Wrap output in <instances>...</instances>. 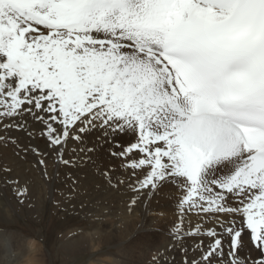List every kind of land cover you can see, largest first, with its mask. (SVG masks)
I'll list each match as a JSON object with an SVG mask.
<instances>
[{
  "label": "snow or ice",
  "instance_id": "1",
  "mask_svg": "<svg viewBox=\"0 0 264 264\" xmlns=\"http://www.w3.org/2000/svg\"><path fill=\"white\" fill-rule=\"evenodd\" d=\"M0 145L171 213L148 264H264V0H0Z\"/></svg>",
  "mask_w": 264,
  "mask_h": 264
},
{
  "label": "rangeland",
  "instance_id": "2",
  "mask_svg": "<svg viewBox=\"0 0 264 264\" xmlns=\"http://www.w3.org/2000/svg\"><path fill=\"white\" fill-rule=\"evenodd\" d=\"M17 152L0 145V264H30V251L19 240L38 242L36 264H148L150 249L167 243L166 231L154 228L160 235L153 234L155 216L150 218L145 205L129 210L131 193L126 189L115 191L95 175L63 167L50 179L51 161L42 166L31 153ZM73 174L79 177L78 186L72 183ZM8 177L25 191L23 205L5 186ZM173 219L160 225L169 226ZM104 220L115 227H109V233L117 231L113 238L102 231Z\"/></svg>",
  "mask_w": 264,
  "mask_h": 264
},
{
  "label": "bare ground",
  "instance_id": "3",
  "mask_svg": "<svg viewBox=\"0 0 264 264\" xmlns=\"http://www.w3.org/2000/svg\"><path fill=\"white\" fill-rule=\"evenodd\" d=\"M4 151V150H3ZM2 152V151H1ZM8 153V152H7ZM9 154V153H8ZM112 204V203H111ZM159 207V205H157V203L156 202H153L152 204H151V208L153 209V211L152 212H148L149 214H153V215H150L151 217L150 218H152L153 216H155L153 219H152V223H153V234L154 235H156V236H159L160 234H157L156 232H155V230H154V228L157 230V231H159V230H164V231H166V234H164V235H166L167 236V231H168V229H169V227H170V225L169 226H166V227H162L160 224H161V222H164V221H167V219H170L171 218V216L174 218V216L171 214V213H169L168 215H163V216H161V215H157L156 214V212H155V210L157 209ZM105 217H109V216H105ZM108 220V219H107ZM107 220H104L106 223H103V225H102V231L103 232H105L106 233V235L107 236H109V237H114V235L116 234V230H113V233L111 234V233H109V227L110 228H113V229H115V227H112V226H109L108 224H107ZM165 223V222H164ZM166 224V223H165ZM152 225V224H151ZM120 229V228H119ZM118 229V230H119ZM121 232V231H120ZM136 233H137V231H136ZM146 233V232H145ZM144 233V234H145ZM7 233H5V234H3V236H5ZM120 234V233H119ZM17 235V234H16ZM132 235H136L135 234V232H133L132 233ZM9 236L11 237L12 235L11 234H9ZM0 237H1V235H0ZM5 238H7V237H5ZM19 238V237H18ZM117 238V237H116ZM8 239V238H7ZM22 239H24L23 237H22ZM6 240V239H5ZM20 242H19V244H21L20 246H22L23 247V245H24V247H27L28 249H29V254H28V259H27V263H30V264H36V261H34V256H36V255H38L39 253H40V251H41V247H40V245H38V244H36V243H33V240H30L31 241V243L30 242H28V241H22V240H19ZM164 241V240H163ZM8 243V242H7ZM11 243V242H10ZM14 243V242H13ZM162 243V242H161ZM163 243H165V242H163ZM9 245V243L7 244V246ZM11 245V244H10ZM162 245V244H161ZM14 246V245H13ZM8 248V247H7ZM93 264V263H92ZM94 264H101L100 262H96V263H94Z\"/></svg>",
  "mask_w": 264,
  "mask_h": 264
},
{
  "label": "trees",
  "instance_id": "4",
  "mask_svg": "<svg viewBox=\"0 0 264 264\" xmlns=\"http://www.w3.org/2000/svg\"><path fill=\"white\" fill-rule=\"evenodd\" d=\"M25 235L28 236L27 233H25Z\"/></svg>",
  "mask_w": 264,
  "mask_h": 264
},
{
  "label": "clouds",
  "instance_id": "5",
  "mask_svg": "<svg viewBox=\"0 0 264 264\" xmlns=\"http://www.w3.org/2000/svg\"><path fill=\"white\" fill-rule=\"evenodd\" d=\"M24 236H26V235H24ZM26 237H28V236H26Z\"/></svg>",
  "mask_w": 264,
  "mask_h": 264
}]
</instances>
